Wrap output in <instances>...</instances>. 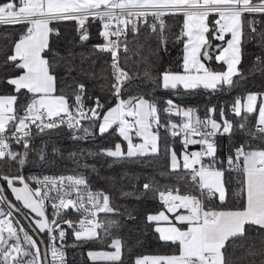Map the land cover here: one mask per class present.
I'll return each instance as SVG.
<instances>
[{
  "label": "snow or ice",
  "instance_id": "snow-or-ice-1",
  "mask_svg": "<svg viewBox=\"0 0 264 264\" xmlns=\"http://www.w3.org/2000/svg\"><path fill=\"white\" fill-rule=\"evenodd\" d=\"M257 15L260 20L255 19ZM173 16L182 20L175 37L183 47L181 70H165L154 76L146 66L142 77L130 73L127 58L121 63V52L127 57L130 51L128 36L137 37L143 25L158 36L166 50L169 40L165 18ZM61 22H73L81 41L89 39L90 23H99L103 42L94 48L110 56V63L106 61L110 71L104 76L106 80L110 77V82L102 86L110 100L89 96L86 85L75 77L59 86L57 65L62 58L53 53L50 36L59 35L53 25ZM258 24L264 25V0L0 2V26L23 28L4 60L15 70L4 80L12 91L0 94V161L19 166L15 172L11 168L7 173L0 171V264H66L67 229L72 230L77 242L100 238L101 229L110 235L108 229L114 222L106 223L100 215L117 209L111 206L108 194L93 191L84 177L22 174L34 136L61 127L82 130L86 135L91 129L101 136L111 131L118 137L112 147L89 151V156L102 154L136 162L159 156L163 147L169 174H184L189 191L167 185L161 189L152 180L144 183L143 188L158 194L166 210L148 215L147 220L156 222L161 241L176 248L170 255L136 257L134 264H229V243L247 237L249 232L264 245V93L235 99L230 111L240 118L236 124L228 118L224 106L206 107L201 115L198 109L182 107L172 99L161 104L155 96L133 94L127 86L138 78L141 82L154 81L166 90L179 86L212 93L230 89L236 83L233 77L239 75L245 25L257 34ZM258 35L264 42V28ZM212 61L224 70L213 68ZM144 63L147 65L146 58ZM67 76H71L70 67ZM254 113L258 115L252 130L248 116ZM237 131L250 139L236 142L233 137ZM223 136H228L229 145L221 157L218 137ZM84 154L69 155L75 158ZM233 181L234 198H230ZM160 222L166 226H160ZM109 247L114 251H88V259L121 264V239L112 238Z\"/></svg>",
  "mask_w": 264,
  "mask_h": 264
},
{
  "label": "trees",
  "instance_id": "trees-1",
  "mask_svg": "<svg viewBox=\"0 0 264 264\" xmlns=\"http://www.w3.org/2000/svg\"><path fill=\"white\" fill-rule=\"evenodd\" d=\"M4 2V0H0ZM247 16L246 19H252ZM260 20L259 15L255 16ZM168 36L167 48L160 45L158 36L151 34L141 25V32L137 37L131 34L128 36L130 49L127 57L121 55V63L128 60V70L130 73L138 74L142 77L143 69L149 66L154 76L165 70L179 71L182 63V44L175 42L176 35L179 34L182 26L180 17H166ZM59 30V35L50 36V45L53 53L61 59L57 65V72L60 78V87L64 82L71 83V77L83 82L86 85L87 94L92 97H100L101 100L111 99L106 89L102 86L110 82L104 78L110 63V56L94 48L98 42H103L99 36L100 25L92 22L88 26L89 39L81 41L77 28L73 22H61L53 25ZM264 25H257V34H253L245 25L244 38L241 43V60L238 65L239 75L233 79L235 86L225 91L215 93L204 89L185 90L179 86L177 89H164L154 81L134 78L127 85L132 93L140 92L146 96H155L161 104L166 99H172L182 107H192L204 114L206 107L215 105L217 108L224 106L228 118L236 124L240 122L239 117H235L230 107L237 97L244 98L250 91H264V42L261 41L258 33ZM23 31L22 26H0V94L11 93V86L4 82L6 77L15 74L11 64L5 65L4 60L11 54L14 41L19 38ZM218 43V42H217ZM147 59V65L144 63ZM259 58V59H257ZM66 62V63H65ZM213 68H222V65L215 61L211 62ZM71 68V76H67V68ZM91 104V101H87ZM256 113L248 116L249 129L254 130ZM174 118V117H173ZM218 118V117H217ZM163 119V114H162ZM87 127V122H85ZM91 134L86 135L82 130H69L67 127L46 132L43 135L34 136L33 147L29 153L27 163L24 165V172L33 171H53V172H74L82 173L88 177L89 183L96 188L102 189L110 197L111 206L117 211L115 213H102L101 219L106 223L114 222V226L109 228L110 235H105L103 229L98 230L100 238L92 241H75L72 230L68 232L66 249L68 260L66 264H90L87 257L90 249L110 248L112 238H119L122 242V262L121 264H134V260L142 255H170L176 246L166 244L159 239V234L155 231L156 222H149L148 215L166 211L160 202L158 194L145 190L144 183L152 180L159 188L165 185L168 187H180L181 191L191 190L186 186L182 178L183 173L169 174L168 162L163 155V147L159 156L144 157L136 162L116 160L105 155H86L87 152H99L100 149L112 147L118 137L112 133L101 136L98 130L91 129ZM162 136L164 135L161 129ZM80 137L74 139L73 137ZM236 142L242 139H250L244 133L237 131L233 137ZM221 146L220 155L227 152L228 136L218 137ZM169 143L171 140L169 139ZM175 147L178 150L181 145L177 141ZM19 150V149H17ZM85 153L73 158L70 153ZM41 156L43 159H41ZM19 166L12 161H0V171L8 172L9 168L13 172ZM229 196L233 197L235 182L229 185ZM9 198L12 199L9 194ZM171 216V214L168 213ZM22 222V221H21ZM22 223L25 224V221ZM76 245L73 247L72 245ZM226 257L229 264H264V245L254 232H249L245 238H237L229 243Z\"/></svg>",
  "mask_w": 264,
  "mask_h": 264
},
{
  "label": "built area",
  "instance_id": "built-area-1",
  "mask_svg": "<svg viewBox=\"0 0 264 264\" xmlns=\"http://www.w3.org/2000/svg\"><path fill=\"white\" fill-rule=\"evenodd\" d=\"M102 42H98L96 43L95 45L97 44H100ZM123 54V52H121V55ZM173 119H178L176 117H174ZM22 174L25 175L26 177L28 176H42V175H75V176H82L84 177L87 182H88V185L90 186V188L93 190V191H103L102 189H99V188H96V187H93L90 183H89V180H88V177L85 175V174H82V173H74V172H53V171H43V172H40V171H33V172H24V170L22 169ZM105 192V191H103ZM49 211H51V209L49 208ZM102 215V214H101ZM101 215H100V219H101ZM73 216V219H78V217L75 215V214H72ZM66 229H67V226L65 225L64 226ZM71 231V229H67V232ZM67 240V239H66ZM65 252H66V262L68 260V254H67V249L65 248Z\"/></svg>",
  "mask_w": 264,
  "mask_h": 264
},
{
  "label": "crops",
  "instance_id": "crops-1",
  "mask_svg": "<svg viewBox=\"0 0 264 264\" xmlns=\"http://www.w3.org/2000/svg\"><path fill=\"white\" fill-rule=\"evenodd\" d=\"M230 36L226 37V39H229ZM239 65V64H238ZM238 65H237V68H238ZM216 70H224V66H222V68H215ZM180 71V70H179ZM234 78V77H233ZM182 87V86H181ZM248 93H257V94H260V93H264V91H261V92H255V91H250ZM244 96V98H246L247 94ZM243 100V99H242ZM258 104H259V101H258ZM256 115H258V113H256ZM196 148H198V146H195ZM181 148L178 149V151L180 150ZM189 150H195V148H190ZM168 214V213H166ZM160 226H166L164 222H160ZM91 251H114V249H111V248H107V249H90ZM88 250V251H90ZM143 256H153V255H142V256H138V257H143ZM91 261V260H90ZM91 263H100V264H109L112 262H109V261H104V260H97V261H91ZM90 263V264H91Z\"/></svg>",
  "mask_w": 264,
  "mask_h": 264
},
{
  "label": "flooded vegetation",
  "instance_id": "flooded-vegetation-1",
  "mask_svg": "<svg viewBox=\"0 0 264 264\" xmlns=\"http://www.w3.org/2000/svg\"><path fill=\"white\" fill-rule=\"evenodd\" d=\"M22 222H23V220H22ZM25 227H27V222H25Z\"/></svg>",
  "mask_w": 264,
  "mask_h": 264
},
{
  "label": "water",
  "instance_id": "water-1",
  "mask_svg": "<svg viewBox=\"0 0 264 264\" xmlns=\"http://www.w3.org/2000/svg\"><path fill=\"white\" fill-rule=\"evenodd\" d=\"M10 199V198H9ZM91 264H100V263H91Z\"/></svg>",
  "mask_w": 264,
  "mask_h": 264
},
{
  "label": "rangeland",
  "instance_id": "rangeland-1",
  "mask_svg": "<svg viewBox=\"0 0 264 264\" xmlns=\"http://www.w3.org/2000/svg\"><path fill=\"white\" fill-rule=\"evenodd\" d=\"M258 101H259V97H258ZM109 264H111V263H109Z\"/></svg>",
  "mask_w": 264,
  "mask_h": 264
}]
</instances>
